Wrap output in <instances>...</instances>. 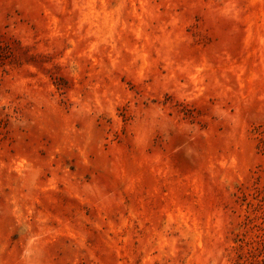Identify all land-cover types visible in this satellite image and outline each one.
Wrapping results in <instances>:
<instances>
[{
  "label": "rangeland",
  "instance_id": "1",
  "mask_svg": "<svg viewBox=\"0 0 264 264\" xmlns=\"http://www.w3.org/2000/svg\"><path fill=\"white\" fill-rule=\"evenodd\" d=\"M0 264H264V0H0Z\"/></svg>",
  "mask_w": 264,
  "mask_h": 264
}]
</instances>
